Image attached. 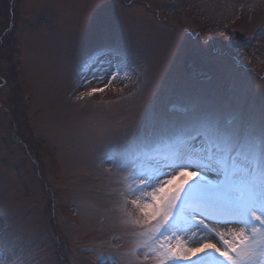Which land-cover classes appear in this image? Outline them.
<instances>
[{"label": "rangeland", "instance_id": "1", "mask_svg": "<svg viewBox=\"0 0 264 264\" xmlns=\"http://www.w3.org/2000/svg\"><path fill=\"white\" fill-rule=\"evenodd\" d=\"M112 47L141 71L76 99L77 66ZM191 96L259 113L264 0H0V216L40 264H153L125 255L136 229L100 159Z\"/></svg>", "mask_w": 264, "mask_h": 264}, {"label": "snow or ice", "instance_id": "2", "mask_svg": "<svg viewBox=\"0 0 264 264\" xmlns=\"http://www.w3.org/2000/svg\"><path fill=\"white\" fill-rule=\"evenodd\" d=\"M140 71L120 48L101 49L77 66L75 84L85 91L76 99ZM100 164L119 176L116 208L136 229L126 256L142 253L153 264H264V105L244 114L191 96L167 114L146 111ZM10 229L0 216V264H40ZM110 260L115 264L97 256L98 264Z\"/></svg>", "mask_w": 264, "mask_h": 264}, {"label": "water", "instance_id": "3", "mask_svg": "<svg viewBox=\"0 0 264 264\" xmlns=\"http://www.w3.org/2000/svg\"><path fill=\"white\" fill-rule=\"evenodd\" d=\"M235 33H236L237 35H235L234 37H232V38L230 39V41H229V45H230V47H232V48H236V47L238 46V43H239V42H241V41H243V40L246 39V37H245L244 35L238 33L237 31H235Z\"/></svg>", "mask_w": 264, "mask_h": 264}]
</instances>
